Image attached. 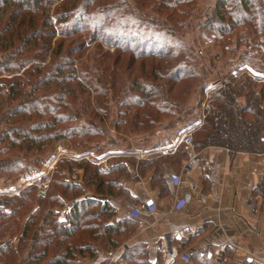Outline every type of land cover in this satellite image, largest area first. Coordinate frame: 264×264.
<instances>
[{
	"label": "trees",
	"instance_id": "1",
	"mask_svg": "<svg viewBox=\"0 0 264 264\" xmlns=\"http://www.w3.org/2000/svg\"><path fill=\"white\" fill-rule=\"evenodd\" d=\"M119 1L112 5L109 0H62L51 12L59 0H0V74L14 75L5 83L6 89L0 83V126L5 127L0 130V175L6 184L14 182L20 171L29 170L28 156L36 160L37 154L66 134L57 128L58 122L81 117L72 109L75 112L66 119L54 116L47 104L52 96L43 90L72 87L71 50L63 52V42L52 47L58 33L68 35V28L91 29L96 39L114 43L117 52L107 62L81 64L79 73L84 74V69L89 73L85 81L73 68L82 91L86 84L97 90V95L90 93L84 102L85 144L94 139L99 149L121 148L124 134L146 136L155 135L161 127L173 133L195 127L196 150L217 146L231 152L264 153V86L255 90L247 72L234 84L222 81L223 71L231 73L241 63L253 64V57L264 66V0H217L211 13L203 14L208 24L202 28L215 35L220 48L209 68L204 67L203 50L186 40L190 30L183 24L198 0H134L131 8ZM50 49L54 54L48 64L35 63ZM29 64L28 79L16 76ZM203 67L208 74H216L213 80L222 86L215 90L199 126L202 102L193 99V94L198 89L202 93L205 84L200 88L193 84L202 81ZM68 93L71 98L77 95L72 89ZM78 129L73 126L74 131ZM187 158L181 144L173 156L139 164L132 157L113 156L108 159V170L86 160L58 162L57 177L45 196L32 185L0 199V264H105L109 258L100 253L116 249L120 264H164L160 253L152 260L143 243L122 247L134 234L136 223L115 222L116 211L108 198L130 199L122 185L129 176L128 163L141 174L152 170L153 181L167 188L166 166H174L178 173ZM80 169L82 181L63 175L65 170L77 173ZM254 193L264 195V177ZM195 240L182 244L187 263L227 264L232 256L230 248L212 255L196 250L191 246Z\"/></svg>",
	"mask_w": 264,
	"mask_h": 264
},
{
	"label": "crops",
	"instance_id": "2",
	"mask_svg": "<svg viewBox=\"0 0 264 264\" xmlns=\"http://www.w3.org/2000/svg\"><path fill=\"white\" fill-rule=\"evenodd\" d=\"M221 86L217 84L215 90ZM186 130L173 133L163 127L155 135L124 134L123 146L101 159L132 157L139 164L141 160L173 156ZM160 133L165 136L160 137ZM194 151L195 157L187 151L188 158L178 173L174 166H166L167 188L153 181L152 170L141 174L137 166L128 163L129 176L122 185L131 200L120 195L108 198L116 211L115 222L136 223L134 234L122 247L143 243L152 260L160 253L164 264H191L183 258L182 244L196 237L191 246L206 250L208 255L230 248L232 256L227 264L254 260L264 264V195L254 193L264 177V153L231 152L217 146L194 147ZM79 173L82 176L83 170ZM169 174H176L177 179L171 182ZM187 195L189 201L180 207ZM149 198L155 200L154 210L142 208Z\"/></svg>",
	"mask_w": 264,
	"mask_h": 264
},
{
	"label": "rangeland",
	"instance_id": "3",
	"mask_svg": "<svg viewBox=\"0 0 264 264\" xmlns=\"http://www.w3.org/2000/svg\"><path fill=\"white\" fill-rule=\"evenodd\" d=\"M62 0H59L57 3H53V6L51 8V12L54 11L56 6L61 2ZM113 4L121 3L119 0H109ZM124 4L129 5V7H134V0H121ZM217 0H198L197 7L192 14L191 18L187 19V22H184L183 24L188 27V30H190L186 36V40L189 42L196 43V46H198L201 50H203L204 53V63L205 68H209L208 65L211 63L212 57L217 53L220 48L217 47L215 35L211 33L209 30H205L202 28V26L208 22L205 21V17H203V14H210L214 5L216 4ZM131 4V5H130ZM208 23H206L207 25ZM85 28H88L85 26ZM89 29V28H88ZM205 30V31H203ZM68 35H63L61 33H58V35L53 39L52 41V47H58L57 45L61 42L63 45V52L67 48H70L69 52V64H68V70H71V75L73 78H71V82L69 84L72 85V87H69L68 89H60L59 91L53 92V89L49 88L48 86L45 87L43 90L46 92H49L52 96L49 101H47V104L53 111L54 116H65L64 118H68V114H72V110H78V115L81 117H77L76 120L72 122H64V119L62 121L58 122L56 124L57 128H60V131H66L65 135L59 136L55 141H53V146H49L44 152L37 154L36 160L33 159L32 156H28L26 158V163L28 164L29 170L22 174L23 171L19 172V177L16 178L14 182H11L10 184L5 183V178L0 175V199L8 196H13L19 194L22 190L25 188L35 185L37 188V192L39 194V185L41 184H47L48 188L51 184V180L56 178L57 175L55 173V170L57 169V163L62 162V165H64L65 161H83L86 160L88 162H92L94 164H100V161L102 160L101 157L106 155L107 153L114 152L117 150L113 147H107V148H97L94 144V139H91V142L89 144H85V140L88 138L85 136L84 132V102L86 101L87 96L91 93V96L94 97L95 94L97 95V90H95L94 87L90 85H84L85 90L82 91L81 88L78 86L76 77L73 74V68L75 69V74L77 72L78 78H81L85 81L86 77L89 75L86 69H84V74L79 73L81 64L85 66V64H91L92 66L98 64L100 62V59L107 62L108 59L112 60L114 56L117 54L116 52V46L114 43L111 42H102L99 39H96V33L92 32L91 29L87 30L82 27L81 29L77 28H68ZM53 50L50 49L47 51L46 56L39 55L37 57L38 61L35 63L39 64H48L51 59L53 58ZM105 56H102L104 55ZM130 53H124L123 55L128 56ZM28 56L27 54H24L23 57ZM110 56V57H108ZM253 64L248 63H241L240 68L233 69L231 73H227V71H223L222 74L225 75L223 80L229 79L231 84H234L235 82H238L243 76H241L242 72H247L249 76H252L253 84L255 90H259L260 87L264 86V66H262L258 61L253 57ZM238 64V62H237ZM31 64L26 66L25 68L21 69L16 76L18 77H24L25 80L28 79L29 74H26L29 70ZM203 67V70L206 72V69ZM202 68V66L200 67ZM203 72V77L201 82H198V80L195 81L193 84L194 86L199 85L203 86L205 84V87H203V92L200 93V90H196L197 93L193 94V99L200 98L201 99V106L200 110L198 112L197 121L196 123L199 124L201 121L200 119H203V115L207 114L210 110L209 104L211 103V97L213 96L215 92V86L218 84V82H215L213 79L216 80V74H208L207 72ZM86 73V74H85ZM14 75L12 74H0V83L4 84L7 83L8 80H11ZM86 76V77H85ZM52 77H48L47 81L50 80ZM96 81V79H95ZM192 81V80H191ZM6 89V87H5ZM73 90L76 91L77 95L74 98H71L68 96V91ZM192 90V89H191ZM73 97V95H71ZM192 99V101H193ZM71 101V102H70ZM240 101L242 103L246 102L244 97L240 98ZM72 104V105H71ZM71 106V107H70ZM70 107V108H69ZM81 114V115H80ZM51 115V116H53ZM50 118V117H46ZM73 126L79 127L77 131L73 130ZM200 126V125H199ZM4 125L0 126V130L4 129ZM163 128V127H161ZM176 129V128H175ZM170 131L171 128H169ZM192 152V151H190ZM192 155V153H191ZM108 163V161H107ZM109 166V164H108ZM62 167H59L61 169ZM63 175L66 177L67 180H76L77 182L82 181V176L78 172H69L67 170L63 171ZM48 191V189H47ZM47 194V193H46ZM85 264H89L87 261ZM111 264H120L117 263L116 259Z\"/></svg>",
	"mask_w": 264,
	"mask_h": 264
},
{
	"label": "built area",
	"instance_id": "4",
	"mask_svg": "<svg viewBox=\"0 0 264 264\" xmlns=\"http://www.w3.org/2000/svg\"><path fill=\"white\" fill-rule=\"evenodd\" d=\"M198 125H201V123H199ZM195 130H196L195 127H191L189 129H187L186 132H185L184 137L182 138V144H184L185 149L187 151H192V156L193 157L197 156V153L194 151V141H193V133H194ZM100 165H101V167L104 170H108L109 169V166H108V163H107L106 159H102L100 161ZM168 179L172 182L175 179H177V175L176 174H169L168 175ZM47 189H48V185L47 184L44 183V184L39 185V195L45 196L46 193H47ZM193 190H194V192H197L198 191V187L194 186ZM188 201H189V195L186 196L185 200L180 202L179 206L180 207L184 206ZM154 207H155V200L153 198L147 199L144 202V204L142 205L143 209L147 208L148 210H154ZM263 218H264V212H263ZM103 254L106 255L109 258V260H108V262H106V264H111L117 258L118 249L111 250V251H109L107 253H104V252L100 253V255H103Z\"/></svg>",
	"mask_w": 264,
	"mask_h": 264
}]
</instances>
